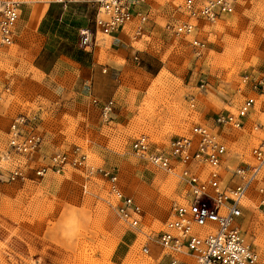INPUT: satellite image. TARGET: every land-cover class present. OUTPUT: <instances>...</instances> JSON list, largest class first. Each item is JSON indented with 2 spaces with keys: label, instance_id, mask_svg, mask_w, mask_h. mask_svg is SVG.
<instances>
[{
  "label": "rangeland",
  "instance_id": "1",
  "mask_svg": "<svg viewBox=\"0 0 264 264\" xmlns=\"http://www.w3.org/2000/svg\"><path fill=\"white\" fill-rule=\"evenodd\" d=\"M20 1L16 38L0 43V155L4 172L19 165L26 174L23 180L0 179V264H159L161 249L154 242L149 254L140 247L168 217L183 184L135 156L130 142L146 133L161 147L192 123L238 106L245 96L237 88L239 75L264 73V0H237L232 13L202 23L206 48L199 55L188 37L164 26L181 16L182 0H151L143 35L133 37L131 26L119 31L121 40L98 31L88 46L81 45L80 30L94 29L91 2L63 8L48 0ZM150 65L153 73L144 69ZM73 91L82 98L77 109L69 103ZM93 97L114 99L108 119L88 107ZM19 113L35 115L40 148L32 157H5L8 126ZM254 121L263 122L264 113L252 112L247 125ZM248 133L234 132L229 165L248 159L256 137ZM73 145L92 165L117 170L123 190L142 207L138 229L120 223L107 205L100 176L75 168L35 173L41 154ZM240 226L264 250V208L255 196ZM179 257L195 264L191 256Z\"/></svg>",
  "mask_w": 264,
  "mask_h": 264
},
{
  "label": "built area",
  "instance_id": "2",
  "mask_svg": "<svg viewBox=\"0 0 264 264\" xmlns=\"http://www.w3.org/2000/svg\"><path fill=\"white\" fill-rule=\"evenodd\" d=\"M48 1L63 8L82 1L95 6L94 29L80 30L83 46L91 45L98 31L112 36L131 26L133 37L143 35L150 20L151 0ZM236 2L182 0L181 16L167 20L165 29L176 36L188 37L186 40L193 53L199 55L206 48L205 41L199 36L202 23L214 22L232 13ZM20 9V0H0L1 44L14 42ZM237 88L245 89V96L234 110L215 111L207 121L192 123L184 133L169 138L165 145H156L146 133H140L130 142L129 148L135 156L178 176L183 184L180 199L172 203L168 217L155 233L145 235L146 241L140 247L142 254H149V242H154L161 249L159 264H189L180 255L191 256L195 264H264V250L248 240L240 226L243 209L252 196L256 197L257 206L264 208V121L247 125L252 112L264 113V73H241ZM194 98H190L191 105ZM113 100L93 97L90 103L103 119H108L113 111ZM36 125L35 115L26 113H19L11 120L5 157H9L10 152L32 157L39 151L41 134ZM246 129L250 132L248 135L253 133L256 136H253L255 141L249 148L248 159L239 157L229 165L234 132ZM3 158L0 155V179H25V169L19 165L4 172ZM40 158L42 162L35 167L37 175L75 168L82 169L89 177L100 176L107 183V205L120 223L138 229L142 207L123 190L118 172L113 167L92 165L79 145L46 156L41 154Z\"/></svg>",
  "mask_w": 264,
  "mask_h": 264
},
{
  "label": "crops",
  "instance_id": "3",
  "mask_svg": "<svg viewBox=\"0 0 264 264\" xmlns=\"http://www.w3.org/2000/svg\"><path fill=\"white\" fill-rule=\"evenodd\" d=\"M61 7V6H60ZM121 31V30H120ZM120 33L119 32H117V33H115L114 35H112L111 37H113V38H117V39H119V40H121V37H120V35H119ZM110 36V35H109ZM56 59H58V58H56ZM56 59H55V61H56ZM144 69L146 70V71H148V72H154L155 71V69L153 68V66L152 65H150V67H147V66H144ZM152 72V73H153ZM70 94H73V101H71V102H69L70 104H71V106H72V108L71 109H77L78 108V106H79V104L81 103L82 104V98L80 99V97H79V94H80V92H78V91H76V92H72V93H70ZM68 100V99H67ZM90 100V99H89ZM70 101V100H69ZM88 104V107L90 106V101H89V103H87ZM92 105V104H91ZM68 106H70V105H66V107H68ZM92 107H94L93 105H92ZM207 121V120H206Z\"/></svg>",
  "mask_w": 264,
  "mask_h": 264
},
{
  "label": "bare ground",
  "instance_id": "4",
  "mask_svg": "<svg viewBox=\"0 0 264 264\" xmlns=\"http://www.w3.org/2000/svg\"><path fill=\"white\" fill-rule=\"evenodd\" d=\"M3 159H4V158H3ZM3 159H2V160H3Z\"/></svg>",
  "mask_w": 264,
  "mask_h": 264
}]
</instances>
